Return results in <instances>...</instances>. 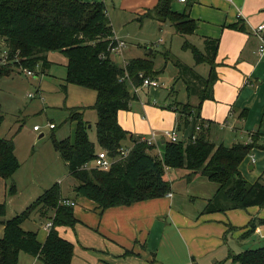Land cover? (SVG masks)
<instances>
[{
  "label": "trees",
  "instance_id": "16d2710c",
  "mask_svg": "<svg viewBox=\"0 0 264 264\" xmlns=\"http://www.w3.org/2000/svg\"><path fill=\"white\" fill-rule=\"evenodd\" d=\"M174 1L158 0L144 17L170 21L175 31L184 36L194 34L197 22L191 17L190 10L196 0H187L183 11L173 9ZM231 26L244 29L243 25ZM0 39L5 42L8 51L7 59L0 60V79L21 66L32 70L41 66L45 72L52 64L48 53H63L67 57L63 87L66 89L71 83L96 92V100L90 107L98 115L96 134L99 146L116 156L124 147L125 140L129 138L133 141L128 156L115 162L109 170L83 168L85 163L94 161L97 145L89 138L90 122L83 112L85 107H67L69 120L76 123L75 135L64 139L53 137V145L78 181L75 191L80 196L95 201L102 209L164 197L172 191L166 169L186 168L188 179L204 175L219 183L204 212L264 207V178L260 176L251 182L240 170L242 161L255 148L264 149L260 133H255L250 142L216 144L209 138L208 127L204 126L201 118L203 101L214 97L218 38L206 37L204 50L188 40L184 43V48L192 50L197 63L207 62L211 69L207 76H203L190 65L179 60L176 62L189 97L197 96L199 102L194 104L190 100L181 102L172 98L168 108L178 113V131L187 127H191L192 131L187 141H166L162 156L152 152L154 145L124 129L118 121V112L129 109L130 102L135 98L131 86H142L144 78L156 79L172 58V53L170 50L160 52L167 56L160 70L156 69L154 54L134 57L119 65L111 56L119 40L115 37L105 2L0 0ZM170 90L174 92L170 96H175L172 86ZM3 120L0 105V126ZM197 126L200 128L197 129ZM194 134L196 138L192 139ZM20 166L14 139L0 137V177H12ZM11 192H16L15 185H12ZM61 199V186L55 183L23 212L12 218L0 219L4 225L0 238V264H19L21 253L38 257L42 264H71L74 244L60 234L59 228L74 227L78 218L74 206L60 203ZM34 210L53 220V227L44 241L39 239L38 231L24 228L25 220ZM6 211V203L0 202V218L6 215ZM263 223L264 218H253L248 224V232ZM232 262L264 264V247L236 254Z\"/></svg>",
  "mask_w": 264,
  "mask_h": 264
},
{
  "label": "crops",
  "instance_id": "0c3cea01",
  "mask_svg": "<svg viewBox=\"0 0 264 264\" xmlns=\"http://www.w3.org/2000/svg\"><path fill=\"white\" fill-rule=\"evenodd\" d=\"M111 1L124 11L139 14V18H143L158 2ZM178 1L186 7L187 2ZM172 7L177 10L173 3ZM190 15L197 22L196 32L191 34L193 38L201 41L206 37L219 39L215 59L217 79L213 85L214 97L204 100L201 108V118L204 126L208 127L209 138L216 144L231 145L236 142H250L255 133H260V142L264 143V54L259 52L260 40L253 31L259 24H264V0H196L191 6ZM233 24L243 25L244 29H236L231 26ZM123 51H112V58L114 59L116 53L124 62L134 57H144L146 54L150 56L153 52L150 49L149 53L139 56L136 51L126 56ZM51 53L47 56L52 63L54 61L50 57ZM55 53L63 56L66 66L67 57L63 53ZM204 63L207 62L200 64ZM207 64L210 66L208 75L211 65ZM176 70L177 73L180 71L178 66ZM158 75L156 79L161 83L159 87L131 86V92L136 96L130 102L129 109L119 110L118 121L124 129L135 134L134 137L147 138L146 133H156V141L152 145L155 146L156 154L162 156L163 147L169 140L165 136L164 128H169L172 124L178 131V113L168 108L173 98L170 94H174L170 88L172 86L177 95L178 83L185 82L180 78V73L170 78L166 85L165 100L161 101L164 107H161L158 98H161L160 88H163V82ZM61 79L63 87L65 76ZM68 86L66 89L63 87L67 93L66 107H85L83 112L86 116L87 108L96 100V94L92 103L71 105L73 103L69 101ZM192 97H189L186 88V100L181 102H199L198 98ZM61 98L59 100L62 103ZM88 128L91 129L92 125L89 124ZM191 131V127L182 129L180 139L187 141ZM92 141L97 145V152L102 149L97 141ZM126 141L130 145L126 147L131 148L133 141ZM169 170L176 169L167 168L166 177ZM240 170L251 182L260 176L264 178V149L255 148L242 161ZM172 173L173 171L171 174L169 171L173 177ZM175 173L178 179L186 174L178 170ZM191 179L187 178L191 183L186 189L190 196L200 198V202L192 209L181 204L173 182L170 192L172 194L106 209H102L95 201L80 196L75 191L78 183L73 184L74 192L79 197L77 201L64 195L62 191V198L77 202L74 206V213L78 218L76 225L59 228L60 234L74 244L71 264H234V255L248 249L264 247V223L248 232V224L253 218H264V207L250 206L246 209L204 212L209 199L217 192L219 183L204 175H195ZM179 182L182 183L181 180L176 183ZM42 227L44 232H38V236L43 233L40 240L44 241L49 230L44 224ZM3 232L4 225L0 221V238ZM19 264L42 262L36 256L21 253Z\"/></svg>",
  "mask_w": 264,
  "mask_h": 264
},
{
  "label": "rangeland",
  "instance_id": "374dc122",
  "mask_svg": "<svg viewBox=\"0 0 264 264\" xmlns=\"http://www.w3.org/2000/svg\"><path fill=\"white\" fill-rule=\"evenodd\" d=\"M117 2L115 0L113 3ZM106 4L116 38L124 43L122 49L126 56L136 51L137 55L143 56L144 53H149L151 49L153 51L151 54L156 56V69L160 70L166 63V55L160 52L171 51L172 58L170 61L172 62L168 61L165 69L158 75L163 82V88H160L161 98H158L161 107H164L162 102L166 97V85L170 78L179 74L176 70L178 60L190 65L199 74L207 76L210 66L207 63H197L192 50L184 48V43L188 40L200 50H204L205 43L203 40L202 42L201 39L193 38L191 35L184 36L177 33L170 21L161 22L151 18H139V14L124 11L118 5L112 4L111 0H107ZM173 5L177 11L185 8V4L179 3L178 0H175ZM5 47V42L0 39V52ZM148 56L149 54H146L144 57ZM50 57L54 62L45 72L40 66H37L33 69L35 74L30 76L24 72V67L21 66L15 67L11 74L0 79V105L4 115V120L0 126V137L14 139L18 159L21 162V166L12 177H0V202H5L7 209L6 215L0 219L12 218L23 212L55 183L61 185L64 195L75 200L79 198L73 187V184L78 182L71 175L68 163L53 145V137L58 139L73 138L76 123L69 120V111L65 101L67 93L61 85V78L66 76V66L64 65L66 62L59 53L52 52ZM114 60L119 65L124 63L119 54L116 53H114ZM68 85L69 101L73 103L71 105L94 102L96 94L94 90L82 88L76 84L71 85V83ZM177 89L179 92L173 96V99L186 100L185 84L179 82ZM59 98L62 99V103ZM193 101L191 100L192 103L196 104ZM87 109L86 119L92 125V128L88 130L89 137L97 141L96 122L98 115L94 108ZM48 122L54 123L56 127L51 128ZM36 124L40 125V130L34 129ZM164 129L167 131L176 130L172 124L169 125V128ZM177 132L179 138L182 137L181 131ZM42 133L44 135L40 137ZM151 133L148 132L145 135L150 137ZM123 146L130 145L124 141ZM164 149L165 146L163 153ZM152 152L156 154L154 149ZM176 170L186 174L189 172L182 168ZM176 170H169L170 174L173 171V177L170 176L169 171L167 172L168 180L173 182V188L177 190L176 195L181 204L187 209H192L200 202V198L190 196L186 187L191 182L187 181L186 174L178 179L175 176ZM177 180H181L182 183H176ZM12 185L16 187L14 193L11 192ZM51 214L52 211L49 212V215ZM47 220L48 216H42L38 210H34L25 220L24 228L44 232L42 224L46 223ZM42 234L40 237L38 236L39 239H42Z\"/></svg>",
  "mask_w": 264,
  "mask_h": 264
},
{
  "label": "built area",
  "instance_id": "2783aa9c",
  "mask_svg": "<svg viewBox=\"0 0 264 264\" xmlns=\"http://www.w3.org/2000/svg\"><path fill=\"white\" fill-rule=\"evenodd\" d=\"M180 1L186 2L187 0H180ZM253 29H254L253 31L255 32V34L257 35V37L260 40L259 52H260V54H264V24L263 23L259 24L256 28H253ZM123 46H124V43L119 41L117 47L114 48L113 51H117V52L121 53V49ZM0 53H1L0 54V60L3 62L7 59L8 51L6 49H4ZM24 72L30 76L35 74L34 71L32 69H29V68H24ZM142 85L148 86V87H159L161 85V83L157 79L144 78ZM30 95H33V94L30 93ZM49 126L51 128H54L55 124L50 122ZM199 128H200V126H197V129H199ZM34 129L40 130L41 127H40V125L37 124L34 126ZM165 136L168 137V139L170 141H173V142L178 141L180 139L178 136L177 130H173V131H167L166 130ZM156 137H157V134L152 133V135L150 137H147V138L141 137V140L146 141L148 144H154L156 141ZM195 138H196V134H194L192 136V139H195ZM130 150H131V148L121 147L119 154L116 156H113V155H110V153L108 152L107 149L102 148L101 150H99L96 153V157H95L94 161L92 163H88V162L85 163L83 165V168L88 169V168L96 167V168H99L102 170H109L115 162L119 161L122 158L127 157ZM253 160H255V158ZM60 203L66 204V205H72V206L76 205V201L72 200L70 198H62L60 200ZM44 227L50 231L51 228L53 227V220L50 219L46 223H44Z\"/></svg>",
  "mask_w": 264,
  "mask_h": 264
},
{
  "label": "water",
  "instance_id": "95a60500",
  "mask_svg": "<svg viewBox=\"0 0 264 264\" xmlns=\"http://www.w3.org/2000/svg\"><path fill=\"white\" fill-rule=\"evenodd\" d=\"M43 135H44V134L42 133V134L40 135V137L43 136Z\"/></svg>",
  "mask_w": 264,
  "mask_h": 264
}]
</instances>
